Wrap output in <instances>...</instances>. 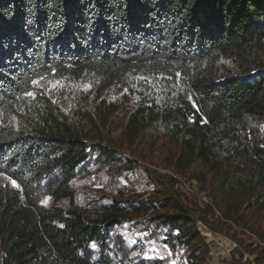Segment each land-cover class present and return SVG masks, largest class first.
Returning a JSON list of instances; mask_svg holds the SVG:
<instances>
[{
  "label": "trees",
  "instance_id": "16d2710c",
  "mask_svg": "<svg viewBox=\"0 0 264 264\" xmlns=\"http://www.w3.org/2000/svg\"><path fill=\"white\" fill-rule=\"evenodd\" d=\"M56 78L129 94L98 96L74 121L37 92ZM120 117L129 144L173 150L175 174L198 165L193 184L212 204L174 190L80 205L78 177L123 162L111 140ZM152 211L190 264L208 260L196 222L209 218L244 246L237 264H264L263 231L249 225L264 216V0H0V264H165L115 234Z\"/></svg>",
  "mask_w": 264,
  "mask_h": 264
},
{
  "label": "rangeland",
  "instance_id": "374dc122",
  "mask_svg": "<svg viewBox=\"0 0 264 264\" xmlns=\"http://www.w3.org/2000/svg\"><path fill=\"white\" fill-rule=\"evenodd\" d=\"M221 63H224L227 67L234 64L228 59H222ZM94 88L93 84L87 79L75 81L70 78H56L43 82L38 87L37 92L49 98L59 108L63 118L74 121L80 119L84 113L92 112L95 98L98 96L114 100L117 95L129 94L128 90L120 88H111L103 93H94ZM127 108H130L129 104ZM12 123L18 130H21L24 126L23 121L18 118H12ZM116 123L115 126L114 124L111 126L115 129L111 133L112 149L123 162L120 165L114 164L113 167H93L88 174L79 176L74 186L80 199L78 203L93 209L95 206H103L113 200L121 202H124L125 199L136 200L139 198L142 201H148L151 198L162 200V197L157 196L156 191H164L167 194L166 197L171 198L174 197L173 193L176 191L181 193L183 199L185 195L176 188L177 181L172 176L174 172L169 166V158L173 150H170L169 146H163L162 142L150 146L143 141L139 142L138 139L134 144H129L123 137L125 120L120 117L116 120ZM170 151L171 155L169 154ZM199 170L198 165H193L186 175H182L188 180L190 188L192 185L194 186L192 177ZM172 179L174 188L171 185ZM197 185L199 187L198 194L204 195L201 193L203 192L201 186L198 183ZM194 187L197 188V186ZM193 201L198 203L197 198ZM156 213L152 211L146 216H131L121 220L119 227L115 230L117 236L131 247H138L141 250L139 255L141 254L142 257L147 259L159 257L150 240L159 236L168 239L167 233L161 234V230L157 228L153 221ZM163 213L164 211H161V214ZM249 225L253 228L260 227L264 234V216L251 217ZM196 226L209 250L206 264H237L241 260V255L238 252H243L244 246L239 247L240 244L231 238L232 234H227L223 221L217 218H209V222L206 224L198 219ZM221 229L223 233H221ZM237 232L238 239H241L246 245L253 243L258 245V238L245 233L247 230L239 227ZM179 236V233H175L174 238L168 240L174 250L175 264H190L187 260L188 253L185 252L182 246H177ZM253 258L245 254L243 262Z\"/></svg>",
  "mask_w": 264,
  "mask_h": 264
},
{
  "label": "built area",
  "instance_id": "2783aa9c",
  "mask_svg": "<svg viewBox=\"0 0 264 264\" xmlns=\"http://www.w3.org/2000/svg\"><path fill=\"white\" fill-rule=\"evenodd\" d=\"M174 179L177 181L176 188L178 190H181L185 196H183V201L186 202V197L190 198L192 200H195L197 198L199 205L201 208H204L205 205H211L212 200L208 197V195L205 192H201L202 194L206 195H199L198 194V188L192 186L189 187L188 180L186 177H182L178 174H172ZM195 183V182H194ZM196 194V195H195ZM196 196V197H195ZM151 244L154 247L155 252L158 254V259L165 262V264H175V254L172 246L170 245L168 239H163L161 236L155 237L152 240H150ZM263 246V244H260Z\"/></svg>",
  "mask_w": 264,
  "mask_h": 264
},
{
  "label": "snow or ice",
  "instance_id": "6c2138e0",
  "mask_svg": "<svg viewBox=\"0 0 264 264\" xmlns=\"http://www.w3.org/2000/svg\"><path fill=\"white\" fill-rule=\"evenodd\" d=\"M36 83H38V82H36ZM28 95L31 96L32 94L29 93ZM12 184H13V186L19 187V185H16V182L14 180L12 181ZM92 247H95V245H92Z\"/></svg>",
  "mask_w": 264,
  "mask_h": 264
}]
</instances>
